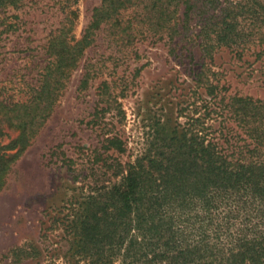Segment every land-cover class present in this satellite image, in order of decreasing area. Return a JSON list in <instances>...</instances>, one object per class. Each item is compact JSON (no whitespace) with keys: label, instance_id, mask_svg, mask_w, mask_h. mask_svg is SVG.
Instances as JSON below:
<instances>
[{"label":"trees","instance_id":"trees-1","mask_svg":"<svg viewBox=\"0 0 264 264\" xmlns=\"http://www.w3.org/2000/svg\"><path fill=\"white\" fill-rule=\"evenodd\" d=\"M20 1L0 0V8ZM102 31L128 43L197 38L203 60L194 78L204 95L183 124L157 121L132 158L119 134L64 158L74 181L77 158L87 163L83 193L60 221L70 255L84 264H264V95L225 93L210 68L220 47L236 59L263 55L264 0H99L79 39L60 33L48 44V71L27 99L11 101L0 86V136L3 123L19 130L0 145V186L55 94L48 78L74 66ZM17 143L13 154L1 151Z\"/></svg>","mask_w":264,"mask_h":264},{"label":"rangeland","instance_id":"rangeland-1","mask_svg":"<svg viewBox=\"0 0 264 264\" xmlns=\"http://www.w3.org/2000/svg\"><path fill=\"white\" fill-rule=\"evenodd\" d=\"M98 3L21 0L15 8H0L2 95L11 101L27 99L30 87L40 84L48 71L42 68L52 58L48 44L60 33L65 39H79ZM195 20L189 21L192 30ZM119 36L98 32L74 66L64 68L61 76L53 71L48 78L56 90L52 99L47 98L46 114L26 133L23 149L2 177L0 264H84L70 255L60 221L69 211V201L83 193L77 187L85 182L79 177L87 173V163L77 158L74 181L64 158L75 156L78 145L98 148L103 135L112 134L124 139L132 158L146 146L157 121L183 124L196 115L197 94L204 95L194 78L203 60L198 39L185 43L179 36L168 41L149 35L128 43ZM252 60L248 54L236 59L220 47L213 52L210 68L218 83L227 86L225 93L261 97L264 53ZM1 127L0 145H10L19 130L5 123ZM15 145L1 151L13 154L21 146Z\"/></svg>","mask_w":264,"mask_h":264}]
</instances>
